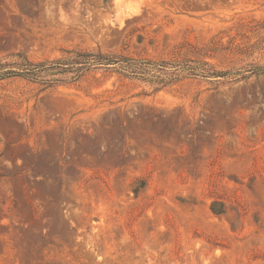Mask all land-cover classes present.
<instances>
[{
	"label": "rangeland",
	"instance_id": "1",
	"mask_svg": "<svg viewBox=\"0 0 264 264\" xmlns=\"http://www.w3.org/2000/svg\"><path fill=\"white\" fill-rule=\"evenodd\" d=\"M75 49L227 77L1 80L0 264H264V0H0V64Z\"/></svg>",
	"mask_w": 264,
	"mask_h": 264
},
{
	"label": "trees",
	"instance_id": "2",
	"mask_svg": "<svg viewBox=\"0 0 264 264\" xmlns=\"http://www.w3.org/2000/svg\"><path fill=\"white\" fill-rule=\"evenodd\" d=\"M190 62L187 61L184 64L176 65L175 63L167 62L157 64L123 55L104 54L100 50L85 51L75 49L66 51L65 56L60 59L39 63H34L25 57L18 56L13 63L0 64V81L6 78H21L48 86L56 83H75L84 78L89 72L99 69H105L107 72H116L125 78L134 77L157 84L166 83L167 80L173 81L181 73L205 78L227 77L226 73L218 72L214 69L199 72L198 68L190 66ZM204 66H208V64H204ZM170 68H174L180 74L167 73ZM60 76L68 78H58ZM213 211H215L214 208ZM216 213L221 214L222 210Z\"/></svg>",
	"mask_w": 264,
	"mask_h": 264
}]
</instances>
